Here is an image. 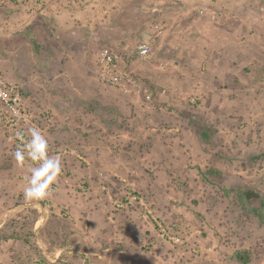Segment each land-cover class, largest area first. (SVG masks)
I'll list each match as a JSON object with an SVG mask.
<instances>
[{
  "label": "rangeland",
  "instance_id": "obj_1",
  "mask_svg": "<svg viewBox=\"0 0 264 264\" xmlns=\"http://www.w3.org/2000/svg\"><path fill=\"white\" fill-rule=\"evenodd\" d=\"M253 6L264 15V0ZM203 19L215 40L198 41ZM228 20L249 23L229 0H0V63L15 73L1 69L30 114L0 122V264H264V61L236 62L234 49L220 73ZM73 22L92 36L81 57L50 34ZM53 47L61 74L44 91L37 62ZM104 47L141 90L101 77ZM33 126L63 171L29 202L30 162L12 152Z\"/></svg>",
  "mask_w": 264,
  "mask_h": 264
},
{
  "label": "crops",
  "instance_id": "obj_2",
  "mask_svg": "<svg viewBox=\"0 0 264 264\" xmlns=\"http://www.w3.org/2000/svg\"><path fill=\"white\" fill-rule=\"evenodd\" d=\"M256 0H229V7L232 11L236 12L240 17L249 18V23L244 25L240 23V21H232L228 20L225 23L219 25V35L224 38V40H220L221 42L217 45L214 43L215 51H216V60H217V68L221 74H224L228 70L227 66V54L232 55V50L236 49L235 54L232 56L234 60L239 61L240 56L245 59H255L257 54L264 61V15H260L259 12H256L253 6V2ZM210 19L202 20L203 23L199 22L197 24V38L198 41H204L206 39H210L213 36V32L210 30ZM78 23H74L69 26V29L66 30L64 34H61L56 28L51 29L50 34L55 43V41L64 43V46H68L69 43L72 44L71 47L73 50H76L77 54L82 56L83 50L91 40L92 36H88L86 39L85 31L83 32ZM246 28V29H244ZM222 30V31H221ZM244 39L240 40L239 37L243 35ZM145 32L143 36H145ZM212 39V38H211ZM34 40V39H33ZM36 42L40 45L45 43V39L41 36L35 38ZM215 40V39H212ZM215 42V41H214ZM56 49L52 48V54L47 57V65L43 64L44 62L40 60V63L37 62V67L39 70H44L45 75L49 78H43L40 85L44 88V91H47L46 87L50 86L51 83L55 84L57 73L61 74V71H58L55 68L56 56L54 55ZM259 51L258 53H256ZM256 53V54H255ZM52 55V56H51ZM69 57V55L67 54ZM68 57H64L67 59ZM63 58V57H61ZM9 60V59H8ZM50 60V61H49ZM34 64V63H32ZM235 64H232L233 66ZM0 71L3 75H6L4 70H6L5 65L0 63ZM230 66V65H229ZM3 68L4 70H2ZM45 68V69H43ZM230 68V67H229ZM234 68V67H232ZM264 68V67H263ZM231 70V69H230ZM8 73L13 74L9 67L6 70ZM231 72V71H230ZM233 74V72H231ZM52 77V78H51ZM23 84V82H22ZM25 86V84H23ZM28 90V89H27ZM44 96V95H43ZM46 97V96H44ZM49 101L55 102V98L49 99ZM100 226V225H99Z\"/></svg>",
  "mask_w": 264,
  "mask_h": 264
},
{
  "label": "clouds",
  "instance_id": "obj_3",
  "mask_svg": "<svg viewBox=\"0 0 264 264\" xmlns=\"http://www.w3.org/2000/svg\"><path fill=\"white\" fill-rule=\"evenodd\" d=\"M146 52L147 49H142L141 54ZM13 139L16 146L12 156L16 165L24 167L26 161L30 162L23 187L24 199L32 202L49 198L54 191L53 185L63 171L61 157L49 154V140L38 127L17 130Z\"/></svg>",
  "mask_w": 264,
  "mask_h": 264
},
{
  "label": "built area",
  "instance_id": "obj_4",
  "mask_svg": "<svg viewBox=\"0 0 264 264\" xmlns=\"http://www.w3.org/2000/svg\"><path fill=\"white\" fill-rule=\"evenodd\" d=\"M154 30L158 35L163 33V28L159 24H154ZM136 49L141 56L147 55L150 51L145 41H141ZM142 49H147L146 54H141ZM98 62L101 77L104 80L118 85L124 92L141 90V85L133 79L132 75L119 67L118 54L111 48L104 47L100 50ZM28 116L30 114L18 85L7 79L0 71V122L10 131V128L27 125Z\"/></svg>",
  "mask_w": 264,
  "mask_h": 264
},
{
  "label": "trees",
  "instance_id": "obj_5",
  "mask_svg": "<svg viewBox=\"0 0 264 264\" xmlns=\"http://www.w3.org/2000/svg\"><path fill=\"white\" fill-rule=\"evenodd\" d=\"M221 189H222L223 192H227L226 188L222 187ZM243 195L246 197V196H251L253 194L251 192H245V193H243ZM243 195H241V196L243 197Z\"/></svg>",
  "mask_w": 264,
  "mask_h": 264
}]
</instances>
